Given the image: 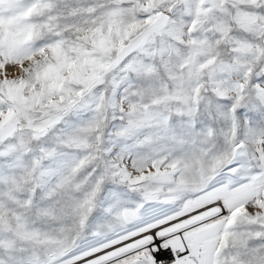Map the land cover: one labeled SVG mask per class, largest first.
<instances>
[{"label":"snow or ice","instance_id":"1","mask_svg":"<svg viewBox=\"0 0 264 264\" xmlns=\"http://www.w3.org/2000/svg\"><path fill=\"white\" fill-rule=\"evenodd\" d=\"M0 264H264V0H0Z\"/></svg>","mask_w":264,"mask_h":264}]
</instances>
